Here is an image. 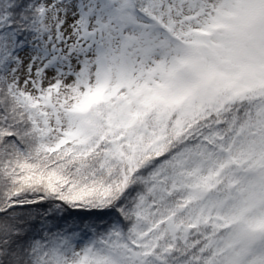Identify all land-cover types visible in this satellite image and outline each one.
I'll return each instance as SVG.
<instances>
[{"label": "snow or ice", "instance_id": "snow-or-ice-1", "mask_svg": "<svg viewBox=\"0 0 264 264\" xmlns=\"http://www.w3.org/2000/svg\"><path fill=\"white\" fill-rule=\"evenodd\" d=\"M0 264H264V0H0Z\"/></svg>", "mask_w": 264, "mask_h": 264}]
</instances>
